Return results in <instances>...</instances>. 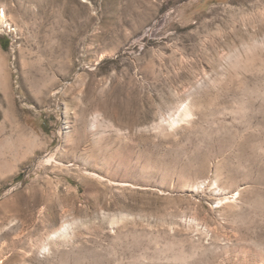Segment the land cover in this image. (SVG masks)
Here are the masks:
<instances>
[{
	"label": "rangeland",
	"instance_id": "374dc122",
	"mask_svg": "<svg viewBox=\"0 0 264 264\" xmlns=\"http://www.w3.org/2000/svg\"><path fill=\"white\" fill-rule=\"evenodd\" d=\"M0 9V264H264V0Z\"/></svg>",
	"mask_w": 264,
	"mask_h": 264
},
{
	"label": "bare ground",
	"instance_id": "6f19581e",
	"mask_svg": "<svg viewBox=\"0 0 264 264\" xmlns=\"http://www.w3.org/2000/svg\"><path fill=\"white\" fill-rule=\"evenodd\" d=\"M0 23L1 25H6V27L9 26V24L7 23L6 15L2 9H0ZM57 234L58 233H54L53 235L56 236Z\"/></svg>",
	"mask_w": 264,
	"mask_h": 264
}]
</instances>
